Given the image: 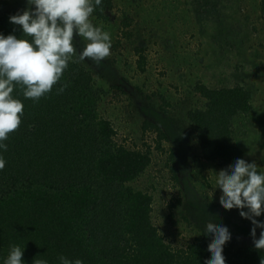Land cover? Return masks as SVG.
<instances>
[{
    "label": "trees",
    "instance_id": "obj_1",
    "mask_svg": "<svg viewBox=\"0 0 264 264\" xmlns=\"http://www.w3.org/2000/svg\"><path fill=\"white\" fill-rule=\"evenodd\" d=\"M112 6L113 0H102L93 14L106 18ZM261 9L264 12V0ZM15 12L0 16V31L6 35L13 30L22 34L20 26L9 21ZM144 60L139 59L141 67ZM62 84L67 87L59 91ZM196 89L205 100L188 112L189 127L205 159L230 166L243 154L234 140L233 118L251 110V91L241 84L211 88L200 82ZM105 90L72 58L61 80L39 99L14 89L24 112L19 127L4 141L8 148L0 169V264L13 243L25 247L26 264L35 258L58 264L61 253L81 257L84 264H206L211 258L212 237L206 230L180 247L159 233L151 215L153 197L128 183L149 167L152 149L114 139L113 123L98 111ZM142 130H155L157 147L164 149L167 135L158 124L145 120ZM168 157L177 177L172 149ZM224 254L228 264H259L264 250L239 244Z\"/></svg>",
    "mask_w": 264,
    "mask_h": 264
},
{
    "label": "rangeland",
    "instance_id": "obj_2",
    "mask_svg": "<svg viewBox=\"0 0 264 264\" xmlns=\"http://www.w3.org/2000/svg\"><path fill=\"white\" fill-rule=\"evenodd\" d=\"M25 7L26 0H0V16ZM105 14L106 18L94 14L92 18L111 34L110 55L98 63L80 60L84 41L75 35L77 51L71 58L106 89L98 111L113 123L114 139L137 149L150 145L151 164L128 183L153 197L151 215L159 233L172 246H185L211 221L228 225L232 232L224 251L253 244L252 221L238 208L226 209L220 203L223 193L216 188L215 177L217 170L228 166L204 158L188 112L204 104L198 82L211 88L237 84L248 88L252 108L235 114L233 135L241 157L264 168L261 0H113ZM145 120L166 132L163 150L157 147L155 130L143 133ZM170 149L177 177L170 167ZM257 219L264 220V214Z\"/></svg>",
    "mask_w": 264,
    "mask_h": 264
},
{
    "label": "clouds",
    "instance_id": "obj_3",
    "mask_svg": "<svg viewBox=\"0 0 264 264\" xmlns=\"http://www.w3.org/2000/svg\"><path fill=\"white\" fill-rule=\"evenodd\" d=\"M27 7L9 15V21L20 26L7 35L0 31V169L6 161L3 151L8 148L9 133L21 124L24 103L14 95L20 87L26 98L39 99L50 92L61 80L68 62L77 51L75 35L84 41L79 59L100 62L110 55L111 34L102 25L93 22L92 14L102 0H26ZM67 87L62 84L59 91ZM215 177L216 188L222 190L221 205L238 208L240 215L252 221L253 246L264 250V168L255 160L238 157ZM257 228L260 229L257 236ZM206 232L213 237L208 245L212 254L206 264H228L224 246L232 238L228 225L207 224ZM24 248L18 243L9 246L2 264H26ZM58 264H84L81 257L64 254L56 257ZM33 264H50L46 258H35ZM259 264H264V255Z\"/></svg>",
    "mask_w": 264,
    "mask_h": 264
}]
</instances>
